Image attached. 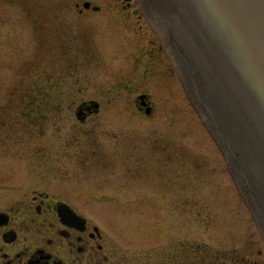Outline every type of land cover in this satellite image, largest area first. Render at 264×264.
I'll return each mask as SVG.
<instances>
[{
	"label": "rangeland",
	"instance_id": "rangeland-1",
	"mask_svg": "<svg viewBox=\"0 0 264 264\" xmlns=\"http://www.w3.org/2000/svg\"><path fill=\"white\" fill-rule=\"evenodd\" d=\"M43 189L129 264H264V238L137 0H0V207Z\"/></svg>",
	"mask_w": 264,
	"mask_h": 264
},
{
	"label": "water",
	"instance_id": "water-1",
	"mask_svg": "<svg viewBox=\"0 0 264 264\" xmlns=\"http://www.w3.org/2000/svg\"><path fill=\"white\" fill-rule=\"evenodd\" d=\"M139 1L264 234V0Z\"/></svg>",
	"mask_w": 264,
	"mask_h": 264
},
{
	"label": "flooded vegetation",
	"instance_id": "flooded-vegetation-1",
	"mask_svg": "<svg viewBox=\"0 0 264 264\" xmlns=\"http://www.w3.org/2000/svg\"><path fill=\"white\" fill-rule=\"evenodd\" d=\"M78 110L83 119L95 111L90 102ZM63 204L74 213L69 221L63 220ZM0 214V264H129L106 230L48 190L18 196ZM174 257L161 255L150 264H180Z\"/></svg>",
	"mask_w": 264,
	"mask_h": 264
}]
</instances>
